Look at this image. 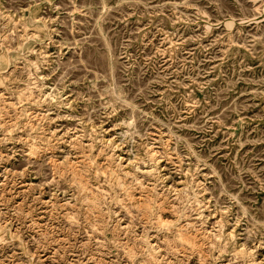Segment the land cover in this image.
Returning <instances> with one entry per match:
<instances>
[{
	"label": "rangeland",
	"instance_id": "rangeland-1",
	"mask_svg": "<svg viewBox=\"0 0 264 264\" xmlns=\"http://www.w3.org/2000/svg\"><path fill=\"white\" fill-rule=\"evenodd\" d=\"M0 264H264V0H0Z\"/></svg>",
	"mask_w": 264,
	"mask_h": 264
}]
</instances>
